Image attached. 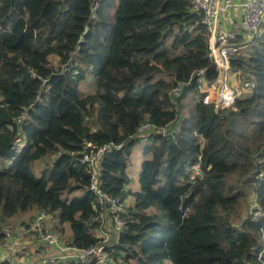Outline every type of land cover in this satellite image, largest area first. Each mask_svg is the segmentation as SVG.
Segmentation results:
<instances>
[{"label": "trees", "instance_id": "trees-1", "mask_svg": "<svg viewBox=\"0 0 264 264\" xmlns=\"http://www.w3.org/2000/svg\"><path fill=\"white\" fill-rule=\"evenodd\" d=\"M192 1L0 0L2 217L31 212L32 222L46 211L67 244H98L90 176L77 162L91 142L109 147L100 188L134 200L113 264H264V217L249 214L250 203L264 212V17L258 36L238 39L235 103L215 115L201 88L217 72ZM86 82L95 94L83 93ZM144 123L174 131L148 135L139 189L125 191ZM46 157L51 166L33 176L28 165ZM196 163L192 180L186 167Z\"/></svg>", "mask_w": 264, "mask_h": 264}, {"label": "built area", "instance_id": "built-area-1", "mask_svg": "<svg viewBox=\"0 0 264 264\" xmlns=\"http://www.w3.org/2000/svg\"><path fill=\"white\" fill-rule=\"evenodd\" d=\"M192 5V11L202 15V23L209 36L208 58L217 72L214 81L203 82L202 103L219 113L234 105L238 93L236 88L229 85V57L237 52L239 38L248 41L259 35L260 24L264 17V0H243L240 4L235 3L234 0H193ZM237 9L240 10L238 17ZM203 74L204 71L198 73L200 77ZM180 90L181 85L174 88L172 97L178 98ZM173 131L174 126L171 124L155 130L150 124L144 123L137 129V137L144 143L147 142L150 134L156 133L167 138ZM108 149V146L99 147L91 142H84L82 152L77 159L78 164L84 167L90 176L88 191L95 197L94 221L101 225L96 232L98 244L86 249H78L67 244L52 231V216L46 211H39L29 227H20V234H11L8 228L3 230V235L9 244L12 242L19 244L21 236L32 237L30 244L34 246L35 254L30 256L26 254V257L18 258L14 257V253L11 258H2L0 254V264L2 262L6 264H66L68 262L113 264L112 244L125 226L121 216L124 214V208L128 206V201L122 202L120 198L110 196L99 186L100 162ZM186 172L191 175L192 180L195 179L200 176V164L187 166ZM249 214L253 221L264 217L263 210L255 203L249 204ZM0 248L3 247L0 246ZM39 252L41 255L37 257Z\"/></svg>", "mask_w": 264, "mask_h": 264}, {"label": "rangeland", "instance_id": "rangeland-1", "mask_svg": "<svg viewBox=\"0 0 264 264\" xmlns=\"http://www.w3.org/2000/svg\"><path fill=\"white\" fill-rule=\"evenodd\" d=\"M52 62H55L56 59L51 60ZM88 79H90L88 77ZM228 81H229V85L237 87V81L234 78V76L232 75V72L228 73ZM87 85H83L81 84L80 89L83 91V93L85 95L87 94H95V88L94 85L91 83L86 82ZM143 148H144V143L143 142H136V144L133 146L132 150H131V154H130V161H131V166L127 169V175L129 177V184L125 187V191H130V192H136L139 189V181H138V175L140 172V168H141V164L142 162L146 159L145 155L143 154ZM51 162L52 160H50L49 157L37 160L35 162H32L28 165L27 169L28 171L35 177H40L42 174V171L45 168L46 164H49V167L51 166ZM80 193H76L75 196H79ZM133 197L130 195L128 197V202L129 204L132 203ZM31 216V212H27V213H17L13 218L11 219H5L4 217H2L1 213H0V233H3V230L5 228H8L11 232V234H20V224L23 221H26V223H30V217ZM17 224V230L14 229V225ZM57 222L56 220L52 221V225H56ZM64 229V234H63V239H68L70 237V230L69 227L67 225L63 226ZM33 240L32 237H28V238H23L21 236V238H19V244H16L14 242V249L13 252L14 253V257H26V254L28 256H30L31 254H35L34 252V246L32 244H30V242ZM10 243V245L12 244ZM17 253V255H16ZM11 255V254H10ZM41 255V252L38 253L39 257ZM9 256V255H8ZM13 256V255H12ZM11 258V257H10Z\"/></svg>", "mask_w": 264, "mask_h": 264}, {"label": "crops", "instance_id": "crops-1", "mask_svg": "<svg viewBox=\"0 0 264 264\" xmlns=\"http://www.w3.org/2000/svg\"><path fill=\"white\" fill-rule=\"evenodd\" d=\"M235 1V3H237V4H240L243 0H234ZM239 9H237V11H236V15L239 13ZM238 16H240V14H238L237 15V17ZM237 21H238V18H237ZM15 227H14V229H16L17 230V224L16 225H14ZM1 234H3V233H1ZM1 242H0V246H2L3 248L0 250V254L2 255V258H10L11 256H12V254H13V252H11V251H13V249H14V245L13 244H9L8 243V241H7V239H6V237L4 236L3 237V240L1 239L0 240ZM11 254V255H10ZM9 255V256H8ZM17 255V254H16ZM2 264H6V263H4V262H2Z\"/></svg>", "mask_w": 264, "mask_h": 264}, {"label": "water", "instance_id": "water-1", "mask_svg": "<svg viewBox=\"0 0 264 264\" xmlns=\"http://www.w3.org/2000/svg\"><path fill=\"white\" fill-rule=\"evenodd\" d=\"M87 27L85 28V30H84V34L87 32ZM213 113L215 114V115H218V113L215 111V110H213Z\"/></svg>", "mask_w": 264, "mask_h": 264}]
</instances>
